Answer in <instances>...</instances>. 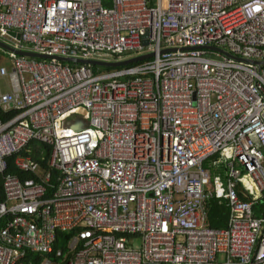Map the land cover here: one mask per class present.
Wrapping results in <instances>:
<instances>
[{"label": "built area", "instance_id": "built-area-1", "mask_svg": "<svg viewBox=\"0 0 264 264\" xmlns=\"http://www.w3.org/2000/svg\"><path fill=\"white\" fill-rule=\"evenodd\" d=\"M108 1L0 0V264H264V0Z\"/></svg>", "mask_w": 264, "mask_h": 264}, {"label": "trees", "instance_id": "trees-1", "mask_svg": "<svg viewBox=\"0 0 264 264\" xmlns=\"http://www.w3.org/2000/svg\"><path fill=\"white\" fill-rule=\"evenodd\" d=\"M114 59H116V58H114ZM103 69H104V71H109V70L117 69V68L103 67ZM93 70L94 71L98 70V67H93ZM14 114H15V111H9L7 113H3L0 110V118L2 120H6V119L10 118ZM28 149L30 150L29 156L39 164L40 168L41 169H47V159L49 156L50 147L48 145L35 142V143H30ZM25 153H27V152H24V151L22 152V154H25ZM41 157H43V158L41 159ZM7 173L17 175L22 180L25 178H34L33 174H28V173H25V172H22V171L16 169L15 166L13 165V159L12 158H9L7 160V170H6L5 174H7ZM1 178L2 177L0 175V201L3 200V190H2V181H1L2 179ZM226 218H227V208H225V206L223 204H217L216 201H211V207H210L209 214H208L209 225L211 227L225 226ZM70 236L71 235H69V234L58 233L55 246L65 244ZM27 258L30 259V254L27 255Z\"/></svg>", "mask_w": 264, "mask_h": 264}, {"label": "water", "instance_id": "water-1", "mask_svg": "<svg viewBox=\"0 0 264 264\" xmlns=\"http://www.w3.org/2000/svg\"><path fill=\"white\" fill-rule=\"evenodd\" d=\"M9 34L11 36H14L16 39L19 38L18 33H15L13 31H9ZM143 44L146 45V40L143 41ZM0 47L4 50L10 51L16 55L31 57V58H44V59H50L52 57L44 56L39 53L31 52V51H25V50H18L2 41H0ZM152 56V53L145 54V55H138L122 60H112V61H105V60H95V59H77V58H62V57H53L55 60L63 61V62H72V63H79V64H88L95 67H107V68H118L127 66L139 61H142L144 59H147Z\"/></svg>", "mask_w": 264, "mask_h": 264}, {"label": "rangeland", "instance_id": "rangeland-1", "mask_svg": "<svg viewBox=\"0 0 264 264\" xmlns=\"http://www.w3.org/2000/svg\"><path fill=\"white\" fill-rule=\"evenodd\" d=\"M1 39L3 40V38H1ZM113 59L114 58H111V57H106L105 58V60H110V61H112ZM0 63L3 64V65H6V66L9 65L8 58H7V53L3 49H0ZM98 70L99 71H104L103 67H98ZM0 87H1V90H3V91L7 90L5 79H1L0 80ZM216 157L217 156H213V157H210L207 160H205L203 162V166L210 171L212 176H213V174L215 172L214 176L217 177L220 181H223V179H224V163H225V161L224 160L219 161ZM216 161H218V162L216 163ZM133 245L134 246H139V238H135L133 240Z\"/></svg>", "mask_w": 264, "mask_h": 264}, {"label": "crops", "instance_id": "crops-1", "mask_svg": "<svg viewBox=\"0 0 264 264\" xmlns=\"http://www.w3.org/2000/svg\"><path fill=\"white\" fill-rule=\"evenodd\" d=\"M104 2H105V3L107 2L106 4H108L109 1H108V0H104ZM125 59H126V58H125ZM2 91H3V90H2Z\"/></svg>", "mask_w": 264, "mask_h": 264}]
</instances>
